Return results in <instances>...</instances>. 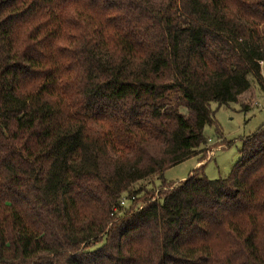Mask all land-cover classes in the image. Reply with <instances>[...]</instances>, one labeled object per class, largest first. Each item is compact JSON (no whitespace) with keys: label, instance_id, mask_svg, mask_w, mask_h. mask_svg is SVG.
I'll list each match as a JSON object with an SVG mask.
<instances>
[{"label":"trees","instance_id":"trees-1","mask_svg":"<svg viewBox=\"0 0 264 264\" xmlns=\"http://www.w3.org/2000/svg\"><path fill=\"white\" fill-rule=\"evenodd\" d=\"M262 63L264 0H0V264H264V124L163 180Z\"/></svg>","mask_w":264,"mask_h":264},{"label":"rangeland","instance_id":"rangeland-1","mask_svg":"<svg viewBox=\"0 0 264 264\" xmlns=\"http://www.w3.org/2000/svg\"><path fill=\"white\" fill-rule=\"evenodd\" d=\"M262 65V84L254 83V86L244 94L237 104L219 108L212 104L215 113L214 125L207 126L204 135L210 142L205 149L207 162L201 167L202 174L209 180L226 179L234 171L241 160V150L244 140L254 135L264 124V63ZM183 114H187L184 108H180ZM198 159L184 162L164 174L163 180L168 183L180 182L181 178H189V174L196 171L194 168ZM163 180L158 177L140 182L135 189L160 187Z\"/></svg>","mask_w":264,"mask_h":264},{"label":"built area","instance_id":"built-area-1","mask_svg":"<svg viewBox=\"0 0 264 264\" xmlns=\"http://www.w3.org/2000/svg\"><path fill=\"white\" fill-rule=\"evenodd\" d=\"M160 190L156 193V198H158ZM137 199H139L137 196H129L126 195L119 199L117 205H115L112 209L111 216L112 217H124L125 214L130 211L131 209L135 208L137 211H142L144 208V204H138L136 205Z\"/></svg>","mask_w":264,"mask_h":264},{"label":"crops","instance_id":"crops-1","mask_svg":"<svg viewBox=\"0 0 264 264\" xmlns=\"http://www.w3.org/2000/svg\"><path fill=\"white\" fill-rule=\"evenodd\" d=\"M198 158H199V157H196V158H192V159H190V160H193V159L195 160V159H198ZM206 162H207V160L204 161V162H202V163H200L199 160H198V161L195 163L194 168L197 170V169L201 168ZM193 173H194V172L190 173L188 177H190ZM186 180H187V178H186V177H183V178H181L180 182H184V181H186ZM177 183H178V182H177Z\"/></svg>","mask_w":264,"mask_h":264}]
</instances>
